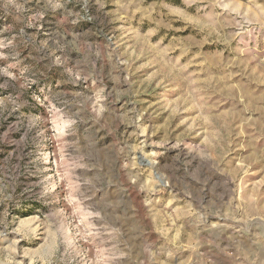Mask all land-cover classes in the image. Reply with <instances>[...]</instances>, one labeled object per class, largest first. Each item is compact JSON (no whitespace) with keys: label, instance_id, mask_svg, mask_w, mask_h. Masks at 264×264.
I'll use <instances>...</instances> for the list:
<instances>
[{"label":"rangeland","instance_id":"1","mask_svg":"<svg viewBox=\"0 0 264 264\" xmlns=\"http://www.w3.org/2000/svg\"><path fill=\"white\" fill-rule=\"evenodd\" d=\"M0 264H264V0H0Z\"/></svg>","mask_w":264,"mask_h":264}]
</instances>
